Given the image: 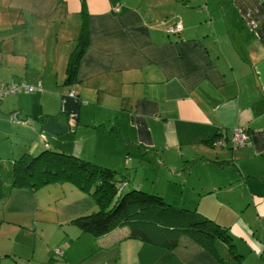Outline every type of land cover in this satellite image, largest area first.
Listing matches in <instances>:
<instances>
[{"label":"crops","instance_id":"crops-1","mask_svg":"<svg viewBox=\"0 0 264 264\" xmlns=\"http://www.w3.org/2000/svg\"><path fill=\"white\" fill-rule=\"evenodd\" d=\"M164 18L182 31L166 34ZM82 26L88 46L66 84ZM0 82L40 84L0 100L2 159L52 148L142 189L145 177L127 166L152 156L149 193L226 227L242 264L243 247L264 263V0H0ZM13 111L25 124L9 121ZM236 127L248 134L243 145L211 144ZM53 185L70 209L57 218L53 253L63 264H217L184 235L167 248L161 236L129 238L128 227L81 233L69 220L96 205L70 184ZM33 193L14 189L0 207L32 213L34 223Z\"/></svg>","mask_w":264,"mask_h":264},{"label":"trees","instance_id":"trees-1","mask_svg":"<svg viewBox=\"0 0 264 264\" xmlns=\"http://www.w3.org/2000/svg\"><path fill=\"white\" fill-rule=\"evenodd\" d=\"M167 21L168 24L181 23L179 20ZM87 46L88 33L82 26L77 44L68 58L66 84L76 80L79 61ZM12 113H16L21 121L15 123L25 124L27 120L20 117L18 111L8 114L9 121L14 122L10 119ZM216 138L211 140V144ZM225 138L223 147L227 140L230 141V138ZM11 160L5 163L0 157V200L7 199L14 189L36 191L44 185L70 184L97 207L92 213L79 214L69 220L81 233L100 237L114 229L128 227L129 238L155 243L152 237L161 236L164 238L162 245L167 248L174 247L178 237L184 235L210 253L217 264H242L226 227L196 210L176 207L158 194L136 188L126 189L123 177L110 168L52 148L25 151Z\"/></svg>","mask_w":264,"mask_h":264},{"label":"rangeland","instance_id":"rangeland-1","mask_svg":"<svg viewBox=\"0 0 264 264\" xmlns=\"http://www.w3.org/2000/svg\"><path fill=\"white\" fill-rule=\"evenodd\" d=\"M164 19L168 23L167 19ZM160 26L162 27V25ZM21 153L19 152L14 157H19ZM152 158V156L145 158L144 156L140 158L133 156L136 167L130 169V166H127L129 171L136 172L137 178L145 177L142 190L147 192L149 191V180L154 175V171H158ZM11 159L13 158L8 156L4 162L9 163L12 161ZM70 186L67 185L66 188L79 192L75 187ZM59 190L61 188L55 187L53 184L36 189L33 196H36L40 210L34 214V218L37 220L34 223L32 213L28 215L15 209L0 207V264H63L61 257L55 256L53 253L60 242V224L63 223L57 218H66L70 209L68 201ZM30 200V203L34 204V199ZM14 202L21 205L25 203V200L16 198ZM63 206L66 207L61 209L60 207ZM96 209L95 207L91 211L94 212ZM92 212H88V214ZM235 237L237 239L234 241H238V236ZM241 250L245 253L246 264H259V260L254 258V253H250L249 248L243 247Z\"/></svg>","mask_w":264,"mask_h":264},{"label":"built area","instance_id":"built-area-1","mask_svg":"<svg viewBox=\"0 0 264 264\" xmlns=\"http://www.w3.org/2000/svg\"><path fill=\"white\" fill-rule=\"evenodd\" d=\"M117 9V8H116ZM161 25L163 26V30L167 34L175 35L178 34L182 30L181 23L177 22L175 24H168L166 21H161ZM40 84L36 86L28 85V84H16L15 82H11L8 84H1L0 83V100L5 96L13 94L19 90H25L31 92L35 89H39ZM75 93L73 91L69 92L70 96H73ZM10 119L14 122H21L16 113H12L10 115ZM225 136H219L213 141L214 146H223L225 144ZM248 140V134L246 133L244 127H236L233 130V134L230 137V141L233 145H243ZM125 185V184H123ZM55 253H59L56 249Z\"/></svg>","mask_w":264,"mask_h":264}]
</instances>
